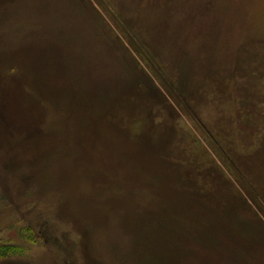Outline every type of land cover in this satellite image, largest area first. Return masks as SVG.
Listing matches in <instances>:
<instances>
[{
	"label": "rangeland",
	"instance_id": "374dc122",
	"mask_svg": "<svg viewBox=\"0 0 264 264\" xmlns=\"http://www.w3.org/2000/svg\"><path fill=\"white\" fill-rule=\"evenodd\" d=\"M0 63V264H264V0H0Z\"/></svg>",
	"mask_w": 264,
	"mask_h": 264
},
{
	"label": "trees",
	"instance_id": "16d2710c",
	"mask_svg": "<svg viewBox=\"0 0 264 264\" xmlns=\"http://www.w3.org/2000/svg\"><path fill=\"white\" fill-rule=\"evenodd\" d=\"M213 135H214V137L212 136V138H215V141H214V139H213V142H214V145L216 146H218L219 148H221L222 147V149L221 150H219V149H216V148H214V150H215V152H216V154L220 157V159L223 161V164L224 165H226V166H229V167H233V166H235L234 164H237L238 165V167L239 168H237L236 166H235V168H234V170L235 171H240V166H239V162L238 161H236V159H235V161H233L232 160V158L234 159V158H237L238 156L241 158V157H243V159H246L245 157H247V156H249V155H253V154H255L258 150L260 151L261 150V148L259 149V148H256L252 153H250L249 154V152H244V151H242L241 152V154L239 153L240 151H238V149H237V147H238V145H237V143L235 142V141H232V143H231V141L229 142V143H224V141L220 138V136H219V134H218V130H214L213 129ZM216 140L218 141V142H216ZM219 143V144H218ZM207 152V151H206ZM199 153V152H198ZM236 154H237V156H236ZM250 156V157H251ZM221 170H223L221 167H219L218 166V169H217V173L218 174H215V177L216 178H219L218 176H219V173H220V171ZM187 179H188V181L190 180V183H189V191H187L186 189H184V191H182V187L183 186H181V187H177L176 189H179V191L182 193L181 195H186V196H191V194H193V190H194V188H195V193L196 192H198V189H196V187H195V180L193 179V177L191 176V175H189L188 177H187ZM191 183H193V185L191 184ZM178 185V184H177ZM175 189V190H176ZM161 226V222H160V218L159 219H157L156 220V222L155 221H152V224L150 223L149 224V228H150V232H152V233H155L156 231H158L159 230V232H160V230L162 231V229H159V227ZM199 226H201L200 225V223L198 222L196 225H195V235L197 236V238L199 239H201V237H200V233H199V231L196 229L197 227H199ZM199 235V236H198ZM7 252V251H6Z\"/></svg>",
	"mask_w": 264,
	"mask_h": 264
},
{
	"label": "bare ground",
	"instance_id": "6f19581e",
	"mask_svg": "<svg viewBox=\"0 0 264 264\" xmlns=\"http://www.w3.org/2000/svg\"><path fill=\"white\" fill-rule=\"evenodd\" d=\"M0 68H2V69H0V71H3L4 69H3V67L1 66V63H0ZM4 68H5V65H4ZM29 71H31V70H29ZM2 73H4V72H2ZM3 76H4V74H2ZM11 81H14V80H11ZM3 82V81H2ZM1 82V83H2ZM6 82V84H7V81H5ZM16 82V87L17 88H20L19 86H21V87H23V83H20V81H15ZM11 84V83H10ZM3 86V85H2ZM7 96V95H6ZM4 117L3 118H5V116L6 115H3ZM6 117H9V114H7V116ZM2 121V118L0 117V122ZM6 133V132H5ZM2 135H3V131H2V127H0V137H2ZM144 234L142 233V236H143Z\"/></svg>",
	"mask_w": 264,
	"mask_h": 264
}]
</instances>
